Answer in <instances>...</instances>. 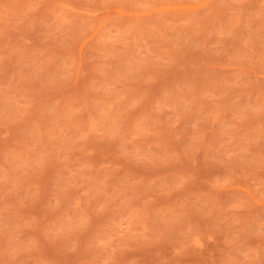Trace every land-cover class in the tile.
<instances>
[{
  "label": "rangeland",
  "instance_id": "1",
  "mask_svg": "<svg viewBox=\"0 0 264 264\" xmlns=\"http://www.w3.org/2000/svg\"><path fill=\"white\" fill-rule=\"evenodd\" d=\"M0 264H264V0H0Z\"/></svg>",
  "mask_w": 264,
  "mask_h": 264
}]
</instances>
